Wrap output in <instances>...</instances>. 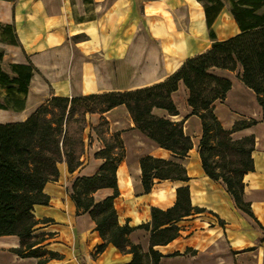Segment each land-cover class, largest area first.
Listing matches in <instances>:
<instances>
[{
    "label": "crops",
    "instance_id": "1",
    "mask_svg": "<svg viewBox=\"0 0 264 264\" xmlns=\"http://www.w3.org/2000/svg\"><path fill=\"white\" fill-rule=\"evenodd\" d=\"M0 22L12 24L19 41L18 45L0 43L9 55L7 61L29 60L39 71L29 83L24 108L0 109V123L25 120L51 95L85 96L158 83L172 75L185 59L210 48V29L218 40L240 31L227 6L208 28L204 9L197 0H0ZM212 73L231 81L225 99L214 102V113L223 127L231 129L235 121L259 120L255 95L236 72ZM187 96L180 81L172 93L179 113L172 119L184 120L183 131L193 143L183 156L161 148L134 128L123 105L103 113L110 132L120 131L125 146V156L116 172L118 195L113 199L117 222H128L133 227L130 241L148 254L151 232L138 226L151 220L152 207L173 206L176 189L187 186L191 206L202 211H192L171 222L178 228L177 236L152 245L160 255L157 264H264V122L231 134L233 139L248 135L254 138L253 168L243 176L242 198L251 210L247 213L235 206L222 182L204 173L198 151L201 122L196 115H189ZM152 112L166 115L159 108ZM10 114L18 118L12 120ZM99 117L98 113L88 116L92 126ZM90 135L93 142L85 149L87 161L73 172L68 171L65 162L59 163L57 180L43 187L47 204L33 206L37 220L33 233L44 234L38 246L58 255L43 264H127L132 259L131 253H123L111 243L96 252L103 243L96 224L88 211H77L67 193V184L81 171L90 168L86 175H92L103 162L94 156L101 143L95 133ZM146 155L182 165L189 179H155L150 191L144 192L139 159ZM112 193L111 188H100L93 197L98 201ZM14 237L0 236L12 238V245ZM39 259L24 257L13 263L0 260V264H36ZM143 264H153L149 254Z\"/></svg>",
    "mask_w": 264,
    "mask_h": 264
},
{
    "label": "trees",
    "instance_id": "2",
    "mask_svg": "<svg viewBox=\"0 0 264 264\" xmlns=\"http://www.w3.org/2000/svg\"><path fill=\"white\" fill-rule=\"evenodd\" d=\"M197 1L204 9L208 28L227 6L239 33L218 40L210 29V48L185 59L172 75L158 83L135 90L85 96L51 95L25 120L0 123V236L19 238L20 246L14 248L19 256L40 258L36 264L58 256L38 246L44 234L33 233L37 224L33 206L47 204L48 195L43 193V187L48 181L57 180L59 163L65 162L69 172L83 165V132L89 125L86 115L98 113L100 117L96 125H91V131L101 143L94 156L103 162L94 174L77 176L69 182L67 193L77 211H88L96 224L95 229L103 240L96 252L111 243L119 251L132 254L127 264H143L148 254L153 264L158 263L160 255L152 245L175 238L178 228L171 222L202 209L191 206L187 186L179 187L173 206L152 207L151 220L138 226L151 232L149 253L145 254L139 244L131 242L129 234L133 227L128 222L118 224L113 205L118 195L117 167L125 156V146L120 131L110 132L103 113L123 105L134 128L161 148L175 155H186L193 146L192 139L183 131L184 120L172 119L179 113L172 93L180 81L188 91L189 115H196L201 122L198 151L204 173L225 185L237 208L251 213L242 192L243 176L253 168L254 138L248 135L233 139L231 134L258 121L264 122V0ZM0 43L19 44L12 24L0 22ZM212 70L236 72V77L255 95L259 120L235 121L231 129L223 127L214 113V102L225 99L231 81ZM37 74L38 69L29 60L27 63L5 61L4 49L0 47V109L21 111L29 83ZM154 108L165 110L166 115L154 114ZM217 158L227 163L219 164ZM139 165L144 192L150 191L155 179H189L185 168L171 160L146 155L139 159ZM100 188H111L113 193L95 201L93 193Z\"/></svg>",
    "mask_w": 264,
    "mask_h": 264
},
{
    "label": "rangeland",
    "instance_id": "3",
    "mask_svg": "<svg viewBox=\"0 0 264 264\" xmlns=\"http://www.w3.org/2000/svg\"><path fill=\"white\" fill-rule=\"evenodd\" d=\"M4 59H6V61L7 60H10L9 55H7V53L5 55V51H4ZM3 67L6 68L5 63L3 64ZM179 99L181 101V96H179ZM177 101H179L178 100V97H177ZM178 105L181 107L180 102H178ZM10 115L12 117V120H16L18 118L17 116L14 117V115H12V114H10ZM89 115L90 114H87L86 115V121L88 122V124L90 126L88 125L85 128L84 132H83V140H84L85 149H86V147L88 148L92 144V142H93V138L90 135L92 133V131H91L92 122H91V119L88 118ZM263 143H264V140H263ZM217 160H218V163L219 164H222V165H225V163H227V160H223L221 158H217ZM85 161H87V156L84 153L83 156H82V164H84ZM89 170H91V169L89 168V169H85V170L81 171L80 172L81 175H78V176H88L86 174L89 172ZM12 240H13L12 238H0V241H2V242H8L7 244L0 243V260H2L3 262H6L7 261V262H12L13 263V262L19 261L21 258H24L22 256H19L14 251V248H17V247L20 246V240H19V238L16 237V236L14 237L15 245H12V243H11ZM10 258H13L15 261H10Z\"/></svg>",
    "mask_w": 264,
    "mask_h": 264
}]
</instances>
